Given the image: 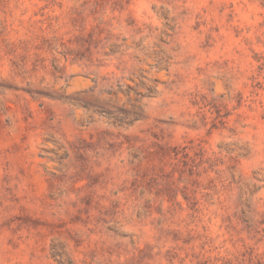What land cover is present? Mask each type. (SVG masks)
<instances>
[{
    "label": "rangeland",
    "instance_id": "obj_1",
    "mask_svg": "<svg viewBox=\"0 0 264 264\" xmlns=\"http://www.w3.org/2000/svg\"><path fill=\"white\" fill-rule=\"evenodd\" d=\"M0 264H264V0H0Z\"/></svg>",
    "mask_w": 264,
    "mask_h": 264
}]
</instances>
